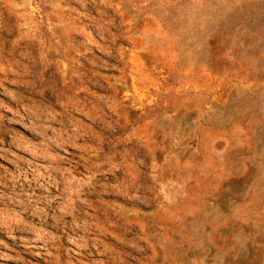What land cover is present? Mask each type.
<instances>
[{
    "label": "rangeland",
    "instance_id": "rangeland-1",
    "mask_svg": "<svg viewBox=\"0 0 264 264\" xmlns=\"http://www.w3.org/2000/svg\"><path fill=\"white\" fill-rule=\"evenodd\" d=\"M0 264H264V0H0Z\"/></svg>",
    "mask_w": 264,
    "mask_h": 264
}]
</instances>
